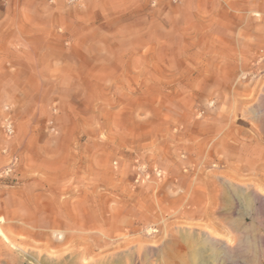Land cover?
<instances>
[{"label":"rangeland","instance_id":"1","mask_svg":"<svg viewBox=\"0 0 264 264\" xmlns=\"http://www.w3.org/2000/svg\"><path fill=\"white\" fill-rule=\"evenodd\" d=\"M0 6V264H264V0Z\"/></svg>","mask_w":264,"mask_h":264},{"label":"crops","instance_id":"2","mask_svg":"<svg viewBox=\"0 0 264 264\" xmlns=\"http://www.w3.org/2000/svg\"><path fill=\"white\" fill-rule=\"evenodd\" d=\"M9 13L12 15L11 20H7V17H6V15H9ZM27 13L36 14L39 12L35 9H32V11L31 10L29 11L22 6H12V7H6V8L0 6V63H1V66L3 65L2 64L3 62L8 61V57L5 54L6 50L4 48L7 44V42H6V40H7L6 31H8L9 29H17L18 30V29H22V28H26V27L28 28L29 25H31V24L33 26H35L34 24L36 23V21H33V19H35L34 16H32L31 22L24 23V17H22V15H25ZM39 61L40 60H37V62H39ZM43 62H45V61H43ZM17 74L19 76L24 77V78L34 79V81L32 83L36 84V86L35 85H29V83L27 82V83H25V85H22L23 93H35L39 90V88H41V86H44V85H41L40 79L55 77V71H53V70L45 71L40 66L29 68L28 71H17ZM64 75H65V73H60V74L58 73L56 75V77L64 76ZM0 77L2 79L5 77H8L7 69H0ZM1 84H3V82ZM37 136L38 135H35V137L33 139L32 138L26 139L24 141V143L26 142V145L24 144L25 147L27 148L31 145L35 146V144H37V141H39V139L36 138ZM41 139L42 138H40V140ZM64 158H65L64 153H61L59 155L58 159L56 160V166L57 167L61 168V165L63 164ZM22 170L24 171V169H22ZM46 171L49 172L50 170L41 169L40 172H46ZM31 219L42 220L44 218H42L39 211L33 210L32 213H29L28 216H25V220L31 221ZM54 224H56V222H54L53 225Z\"/></svg>","mask_w":264,"mask_h":264},{"label":"bare ground","instance_id":"3","mask_svg":"<svg viewBox=\"0 0 264 264\" xmlns=\"http://www.w3.org/2000/svg\"><path fill=\"white\" fill-rule=\"evenodd\" d=\"M201 252H202V251H201ZM198 254H199V253H198ZM201 262H202V260L199 258V262H198V263L201 264Z\"/></svg>","mask_w":264,"mask_h":264}]
</instances>
